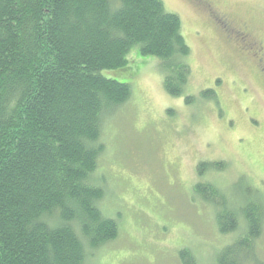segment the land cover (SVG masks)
<instances>
[{
	"label": "trees",
	"instance_id": "trees-1",
	"mask_svg": "<svg viewBox=\"0 0 264 264\" xmlns=\"http://www.w3.org/2000/svg\"><path fill=\"white\" fill-rule=\"evenodd\" d=\"M211 10L216 23L222 17ZM233 21L221 31L239 33L244 24ZM132 49L158 58L164 91L182 97L191 51L162 0H0V264H87L118 237L119 214L101 207L98 162L107 122L132 97ZM225 167L201 162L197 172ZM194 188L216 205L218 233L233 235L210 264H260L258 192L242 185V200L229 204L212 178ZM178 258L208 264L191 247Z\"/></svg>",
	"mask_w": 264,
	"mask_h": 264
},
{
	"label": "rangeland",
	"instance_id": "rangeland-1",
	"mask_svg": "<svg viewBox=\"0 0 264 264\" xmlns=\"http://www.w3.org/2000/svg\"><path fill=\"white\" fill-rule=\"evenodd\" d=\"M162 2L180 17L190 77L182 97L170 96L162 62L130 52L132 97L107 122L98 162L107 190L101 207L119 214L120 233L87 264H181V247L210 264L233 235L218 233L216 205L201 198L196 183L212 178L229 204L242 200V185L264 199V82L235 46L238 37L221 31L232 17L264 42V0ZM212 8L222 17L216 23L206 13ZM220 161L223 171L198 174L199 163ZM257 244L264 264V235Z\"/></svg>",
	"mask_w": 264,
	"mask_h": 264
},
{
	"label": "flooded vegetation",
	"instance_id": "flooded-vegetation-1",
	"mask_svg": "<svg viewBox=\"0 0 264 264\" xmlns=\"http://www.w3.org/2000/svg\"><path fill=\"white\" fill-rule=\"evenodd\" d=\"M212 11L213 10H210V15L212 14ZM229 19H231L230 22L232 21L236 23L235 21H233V19L235 18L232 19L231 17ZM229 19L225 22L229 24L228 29L230 28V22H228ZM235 20L240 22L239 19ZM225 23L222 24L221 28H226ZM240 23L244 24V26H241V28L238 27L240 32L234 34L235 36L233 34H230L229 36H232L234 39L235 37H238L234 42L235 46L241 54H246L251 57L252 62L255 64L254 67H256L260 71H257L258 75L259 73L261 74L259 75V78L264 82V42L258 40L257 37H254L255 33L252 32V27L249 28L250 26L246 22Z\"/></svg>",
	"mask_w": 264,
	"mask_h": 264
}]
</instances>
